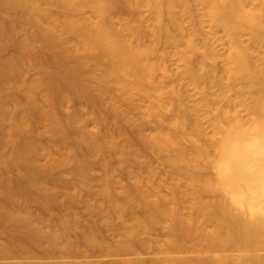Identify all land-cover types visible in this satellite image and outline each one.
Returning <instances> with one entry per match:
<instances>
[{
	"label": "bare ground",
	"instance_id": "bare-ground-1",
	"mask_svg": "<svg viewBox=\"0 0 264 264\" xmlns=\"http://www.w3.org/2000/svg\"><path fill=\"white\" fill-rule=\"evenodd\" d=\"M126 127L167 162L170 182H153ZM0 129V164L17 173L14 188L0 173V232L5 221L25 229L0 242V264H94L17 261L37 260L39 247L46 257L87 253L71 244L83 228L71 201L101 214L83 237L123 256L108 264H264V0H0ZM64 166L77 184L41 181V170ZM90 189L95 197L82 195ZM29 203L65 210L54 215L60 237Z\"/></svg>",
	"mask_w": 264,
	"mask_h": 264
},
{
	"label": "rangeland",
	"instance_id": "rangeland-1",
	"mask_svg": "<svg viewBox=\"0 0 264 264\" xmlns=\"http://www.w3.org/2000/svg\"><path fill=\"white\" fill-rule=\"evenodd\" d=\"M124 14H127V13L124 12ZM124 14L123 13L120 14V17L123 15L124 17L123 16L122 17L125 18L126 15H124ZM126 18H128V17L126 16ZM17 26L19 27V30L20 29L21 30H25V28H26L21 22L18 23ZM38 43L39 42H36L37 45L40 44V43L39 44ZM12 52H13V49L12 48H7V49H5L3 51L2 55L3 56H7V55H10ZM169 66H170V68H172L171 67L172 64H169ZM174 66H173V68H174ZM36 74H37V69L36 68L35 69L32 68V70L29 69L28 72H27V76H29L30 78L35 77ZM190 95L192 97L191 98L188 97L187 104L189 105L191 103L190 106H192V105L196 104V101H194V100H197V98L199 99V97L198 96H193L192 95V92H190L189 96ZM109 96H110V94L107 95L108 99L110 98ZM77 108L80 109V110H87L89 112L91 111V108L90 107H85L84 108V107H82L80 105H77ZM168 115L169 114H167V116ZM189 115H191L190 111H189ZM191 116H190V119L192 121L193 116L192 117ZM169 117H170V115H169ZM151 120L153 121L154 118H152ZM153 122L155 124V120ZM150 124H148L146 127H145L146 124L142 126V130L145 129V134L150 133L151 130L153 129V127H154L153 124H152V128L150 127ZM126 129L128 131V133H127L128 135H130L131 137H133V139H135V138L138 139V136L133 135L134 133L131 134V132H133L131 130V128L129 129V127H126ZM148 129H150V130H148ZM6 134H7V130L0 129V135L3 138H5ZM39 138H40V140L42 142L49 143L48 137L41 136ZM139 138H140V140H142L141 137H139ZM133 139L131 140V142H132L131 147L133 149H136L137 151H140L143 155H145V157H147V160H148V163L150 164V166L151 167L153 166L154 169L157 170V173H156V176L153 179V182L154 183L155 182L158 183V181H160V179L161 180L165 179L166 182H168L170 177L167 174L169 173L168 171H170V167L169 166H168L169 168L167 167V165H168L167 162L165 163V161L164 160H161V159L157 160L149 152V150L145 147L143 141H140V140H137V139L133 140ZM143 147L145 148V150H143L144 149ZM7 150L9 151V147L6 146V151ZM110 164L115 169L116 180L117 181H119V180L120 181H125L127 179V175L124 173V171H122V167L118 164V159L117 158H114V157H111L110 158ZM0 166H1L0 167V173H1V175L3 177H5V178H8L9 179V186H10V188H14V186L16 185V182L14 181L15 180L14 177L17 174L16 171H14V170H8V169H6L1 164H0ZM166 172H168V173H166ZM204 173L211 174V170L207 169V170L204 171ZM101 175H102V167H101L100 163L99 164H94L93 171H92V175H91L92 176V184H93V186H97V184L99 183V179L102 177ZM40 176L42 177L41 178V181L44 182V183H47V184H52L54 182H57L58 179H60L64 183H66L68 185H71V186L77 184V182H78L77 178L74 177V175H72L70 173V167L69 166H64V167L58 169V171H55V172L50 173V174L47 173L45 170H41ZM156 177H158V178H156ZM157 183H155V184H157ZM54 193L57 194V195H59L60 194V189L55 190ZM82 195L85 196V197L86 196H88V197H95L94 196L93 189L83 190L82 191ZM0 199H1L2 206H4L5 208H7L8 203H7L6 199H4V198H0ZM25 205L27 206V208H28L29 211H31L33 214H36L37 215V218H38L37 219V223L38 224L43 225L44 228L47 231L49 230V232L53 231V233L51 232L53 235L55 233L54 231L57 230L56 233L58 235L55 234V237H58V236L60 237L62 228L61 229L59 228L61 226H59L57 224V222L55 221L54 215L57 214V213L58 214L59 213H62L63 211L65 213V210L61 206L57 207L54 211L51 212V211L45 209L44 207H42L41 205L36 204V203H29V204H25ZM26 206L24 208H26ZM70 206H71V208H72V210L74 212H76L77 214L80 215V217H81V223H82V227H83V228H80L78 230H75L73 233H71V235H70L71 244H73L75 246V248L77 247L78 249H82V248H83V250L85 249V251L87 253H85L82 257L79 256V258H73V257H70V258H61L60 257V258H58L59 257L58 254H56L55 251H52L51 253H52L53 256L49 255V257H46V255L44 254L45 253V248L44 247H39V248H34L35 252L38 255L37 256L38 257L37 260L28 258L25 254H23L21 256L19 255L18 260L16 258H15V260L13 258H11V259H8V261H11V260L12 261H16V260L19 261V260H21V261H24L25 262V261H28L29 260L27 263H32V261L33 262L34 261H37V262L38 261L39 262L40 261H43V262H54V263H56V262H60L62 260H64V261L65 260H71V261L72 260L73 261L78 260L80 262V260L82 261V260H85L86 259V260L93 261L94 264H108L110 261L112 262V261H115V260L118 261L119 259L121 260V258H123L122 255H120V256L119 255L118 256L117 255L114 256V255H109V254L106 255L107 253L105 251H102L101 250V252H100V250H98L97 248H91V247H89V245L84 240L85 239L83 237V230H84V228L87 226V224L89 223V221L92 220V219H96V220L99 221L101 214L98 213L97 211H90V210H88L85 207V204L83 202H81V201H79V202H77V201H71L70 202ZM3 229H4V232L3 233L0 232V242L1 243H6V244H9V243L13 242L15 239L17 240V239L23 237L24 230H25L23 226L17 225L15 223L11 222V221H8V222L5 221L3 223ZM158 231L156 233H158L159 235H161L162 232H163L162 230L159 231V232ZM100 232H101L102 236L107 241L110 242L111 237L109 235V232L106 230V228L101 223H100ZM150 250H152V249L149 248L148 251L147 250L146 251L145 250H141V252H142V258H144L147 261H149L153 257L152 251H150ZM102 252H104V254ZM184 253L185 254H188L186 256H192V254H190L189 251L188 252H184ZM184 253H183V255H184ZM124 256H128V255H124ZM76 257H78V256H76ZM138 257H140V255ZM5 259L6 258L1 257L0 263L7 261V259L6 260Z\"/></svg>",
	"mask_w": 264,
	"mask_h": 264
}]
</instances>
